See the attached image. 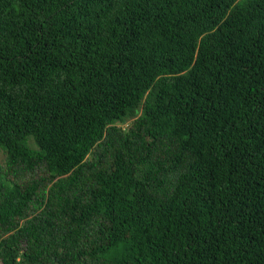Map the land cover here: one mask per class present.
Segmentation results:
<instances>
[{"label": "trees", "instance_id": "trees-1", "mask_svg": "<svg viewBox=\"0 0 264 264\" xmlns=\"http://www.w3.org/2000/svg\"><path fill=\"white\" fill-rule=\"evenodd\" d=\"M0 264H264V0H0Z\"/></svg>", "mask_w": 264, "mask_h": 264}, {"label": "rangeland", "instance_id": "rangeland-1", "mask_svg": "<svg viewBox=\"0 0 264 264\" xmlns=\"http://www.w3.org/2000/svg\"><path fill=\"white\" fill-rule=\"evenodd\" d=\"M6 160V155L3 151L0 150V164H3Z\"/></svg>", "mask_w": 264, "mask_h": 264}]
</instances>
